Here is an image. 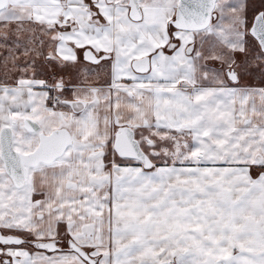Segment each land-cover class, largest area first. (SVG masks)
<instances>
[{
    "label": "snow or ice",
    "instance_id": "6c2138e0",
    "mask_svg": "<svg viewBox=\"0 0 264 264\" xmlns=\"http://www.w3.org/2000/svg\"><path fill=\"white\" fill-rule=\"evenodd\" d=\"M0 264H264V0H0Z\"/></svg>",
    "mask_w": 264,
    "mask_h": 264
}]
</instances>
